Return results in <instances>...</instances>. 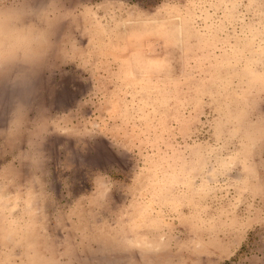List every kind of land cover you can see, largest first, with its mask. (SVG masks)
I'll return each mask as SVG.
<instances>
[{"label":"rangeland","instance_id":"rangeland-1","mask_svg":"<svg viewBox=\"0 0 264 264\" xmlns=\"http://www.w3.org/2000/svg\"><path fill=\"white\" fill-rule=\"evenodd\" d=\"M33 5L58 23L0 75V264H264V0Z\"/></svg>","mask_w":264,"mask_h":264},{"label":"clouds","instance_id":"clouds-1","mask_svg":"<svg viewBox=\"0 0 264 264\" xmlns=\"http://www.w3.org/2000/svg\"><path fill=\"white\" fill-rule=\"evenodd\" d=\"M57 23L53 11L34 6L33 0H11L9 6H0V75L19 64H38Z\"/></svg>","mask_w":264,"mask_h":264}]
</instances>
